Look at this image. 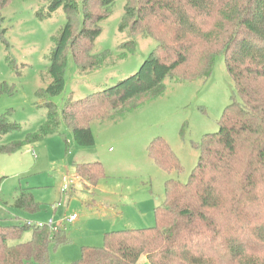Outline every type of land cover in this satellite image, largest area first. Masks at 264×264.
Listing matches in <instances>:
<instances>
[{
    "label": "trees",
    "instance_id": "trees-1",
    "mask_svg": "<svg viewBox=\"0 0 264 264\" xmlns=\"http://www.w3.org/2000/svg\"><path fill=\"white\" fill-rule=\"evenodd\" d=\"M116 0H43L40 20L62 9L66 22L52 40L49 84L40 99L59 96L65 87L67 61L78 70L95 71L112 53H94L100 23ZM11 0H0V10ZM118 31L149 36L156 47L138 71L115 85L70 100L57 111L45 101L46 119L21 141L0 144L11 155L58 134L66 126L80 147H92V121H113L164 93V81L208 79L215 59L223 56L233 86L230 103L221 113L218 130L203 136L199 158L186 183L164 182V201L153 209L154 226L102 235L100 249L81 248L71 264H264V0H124ZM3 33V32H2ZM0 32V39H3ZM129 40L118 58L134 51ZM6 62L12 60L6 54ZM173 78V79H174ZM120 107V113L108 112ZM11 113L0 116V141L20 129ZM66 144V142H65ZM148 158L160 169L180 174L179 160L168 143L153 138ZM99 162L75 165V178L95 186L104 178ZM14 207L37 213L39 204L27 188L19 189ZM27 241H21L24 234ZM64 228L4 225L0 222V264H49L50 244H68Z\"/></svg>",
    "mask_w": 264,
    "mask_h": 264
},
{
    "label": "rangeland",
    "instance_id": "rangeland-1",
    "mask_svg": "<svg viewBox=\"0 0 264 264\" xmlns=\"http://www.w3.org/2000/svg\"><path fill=\"white\" fill-rule=\"evenodd\" d=\"M124 4V0L114 2L110 16L99 24L101 33L93 45L94 53L109 51L111 58L90 72L67 61L64 91L45 100L37 92L50 82L47 68L52 39L64 26L65 14L60 8L50 18L40 20L37 13L43 9V0H11L0 10V116L10 112L9 119L20 126L0 144L21 141L37 131L46 119L45 101L60 111L68 101L111 87L138 71L157 43L149 36L118 31ZM129 40L135 44L134 51L118 58L124 50L118 46ZM6 54L11 63L6 62ZM173 78L164 81L161 96L123 118L89 123L92 147L78 146L62 125L58 134L25 145L14 154H0V222H61L70 242L49 245V264L76 262L82 247L100 249L106 232L154 226L153 209L164 201L165 180L187 182L197 164L203 136L217 132L221 113L233 94L221 55L208 79L178 82ZM120 111L119 107L107 113L116 116ZM155 137L168 143L179 160L180 174H168L148 158L146 148ZM91 162L101 163L105 174L95 186L75 178V165ZM64 179L69 181L66 192L61 191ZM21 188L31 191L39 204L37 213L14 207ZM73 214L77 220L66 223ZM28 239L25 233L21 241ZM138 264H145L143 257Z\"/></svg>",
    "mask_w": 264,
    "mask_h": 264
},
{
    "label": "built area",
    "instance_id": "built-area-1",
    "mask_svg": "<svg viewBox=\"0 0 264 264\" xmlns=\"http://www.w3.org/2000/svg\"><path fill=\"white\" fill-rule=\"evenodd\" d=\"M69 187V181L67 179L63 180V185H62V192H66V190ZM75 220H77V216L76 214L71 215L70 217L65 219L66 223H73ZM25 225L28 227H36V228H48L50 230H56L59 227L62 226V223H53V221H48L47 223H42V222H30V221H26Z\"/></svg>",
    "mask_w": 264,
    "mask_h": 264
},
{
    "label": "crops",
    "instance_id": "crops-1",
    "mask_svg": "<svg viewBox=\"0 0 264 264\" xmlns=\"http://www.w3.org/2000/svg\"><path fill=\"white\" fill-rule=\"evenodd\" d=\"M82 183V182H81ZM83 184V183H82ZM85 185V184H84ZM60 223V222H59ZM61 228V227H60Z\"/></svg>",
    "mask_w": 264,
    "mask_h": 264
}]
</instances>
